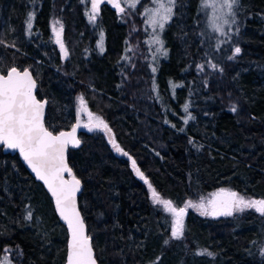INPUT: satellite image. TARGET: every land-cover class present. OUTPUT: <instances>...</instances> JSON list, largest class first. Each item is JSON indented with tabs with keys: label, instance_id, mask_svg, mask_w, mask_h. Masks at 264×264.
I'll return each instance as SVG.
<instances>
[{
	"label": "trees",
	"instance_id": "obj_1",
	"mask_svg": "<svg viewBox=\"0 0 264 264\" xmlns=\"http://www.w3.org/2000/svg\"><path fill=\"white\" fill-rule=\"evenodd\" d=\"M119 1L123 12L100 4L90 22L89 0H15L11 42L2 31L8 0H0V70L32 71L36 95L47 101L46 127H71L80 95L123 150L100 129H80L79 145L67 150L98 264H264V215L187 208L183 237L172 239L170 214L132 167L135 160L176 206L218 187L264 200V0H239L236 22L220 42L201 0H175L158 31L145 14L152 0L134 8ZM53 16L63 25L66 57L53 41ZM205 249L213 255L196 254ZM65 253L66 230L43 186L0 146V257L63 264Z\"/></svg>",
	"mask_w": 264,
	"mask_h": 264
},
{
	"label": "snow or ice",
	"instance_id": "obj_2",
	"mask_svg": "<svg viewBox=\"0 0 264 264\" xmlns=\"http://www.w3.org/2000/svg\"><path fill=\"white\" fill-rule=\"evenodd\" d=\"M101 2L102 0H91L90 22L95 21ZM109 2L113 3V6L119 12L124 11V8L116 0H109ZM125 3L129 7L134 8L138 0H125ZM152 3L154 7L146 10L148 23L154 29L159 27L160 30H163L165 23L171 20L175 0H152ZM238 4L239 0H201L202 8H210L212 10L211 27L221 35H227L224 28L225 25L230 28L232 24H235L236 13L234 8ZM32 20L33 15L29 14L27 20L29 31L32 29ZM56 24H59V21ZM56 24L53 25L52 30L56 33V42L60 45L61 52L66 57L68 55L67 50L59 38L60 33L63 31V25L60 24L59 29H57ZM155 42L161 45L156 51L161 52L163 47L162 41L156 37ZM100 49L103 51L102 43L100 44ZM240 52L241 49L239 47L234 49V54H239ZM163 54L166 55V52ZM232 58L234 57H229V59ZM200 67L202 69L203 65ZM211 67L215 69L217 65L212 64ZM155 70L153 68V72ZM35 87L36 82L28 69L20 71L17 67H11L7 70L6 75H0V144L9 149H18L37 178L48 186L55 197L56 208L61 218L68 224L71 233L67 264H97L90 243V237L85 235L84 222L81 219L79 211L76 209V192L79 191L80 180L75 176H72L71 181L64 179L65 172L72 175L71 169L65 163V149L69 143L73 145H79L80 143L75 137L76 127H73L71 133L60 132L58 135H53L44 125V103L37 100L33 94ZM79 101L81 106L79 111H86L85 101L82 96L79 97ZM184 110L187 112V105H185ZM231 110L236 111L235 107ZM88 117L89 123L85 124L84 127L88 128L89 131L100 129L111 132V129L101 117L94 116L90 111L88 112ZM192 118L189 115L188 119ZM185 123H187V120ZM77 126H79V121H77ZM111 142L118 152L123 151L114 140ZM124 155H127V153H124ZM132 167L136 171V174L148 184L153 202L162 205L164 210L172 214L171 238L181 239L184 234L183 217L186 209H177L172 206L171 201L161 199L157 191L145 179L144 174L137 168L135 160L132 161ZM216 197V199L208 202L211 205V211L203 203L196 205L189 202L186 207L197 208L201 211L202 215L231 216L233 210L243 211L244 209H255L264 215V200L245 199L236 192H225L224 189H221L220 193L216 194ZM220 197H224V199H219ZM26 218L31 219L30 210ZM167 243L168 241L166 240L165 244ZM5 251L10 250L5 249ZM196 254L213 255V253L208 252L206 249ZM3 264H10L7 257H5Z\"/></svg>",
	"mask_w": 264,
	"mask_h": 264
},
{
	"label": "rangeland",
	"instance_id": "obj_3",
	"mask_svg": "<svg viewBox=\"0 0 264 264\" xmlns=\"http://www.w3.org/2000/svg\"><path fill=\"white\" fill-rule=\"evenodd\" d=\"M125 1V0H124ZM127 4V3H125ZM154 5L153 3L151 5H149L148 7H146L145 9V14H146V18L148 20V14L146 12L147 9H151L153 8ZM205 11H206V23H207V26L209 27V30L213 31L216 35H218V42H220L223 38L222 36L224 35H221L219 32H215L213 30V28L211 27V24H210V19H211V16H212V10L210 8H204ZM15 10H16V5H15V0H8L7 2V12H6V15H5V20L3 21V26H2V31H5V34H6V37L7 39H10L11 42H14L15 41V38L17 37L18 35V28L16 26L17 24V21L15 20L13 14L15 13ZM144 11V10H143ZM91 13V10L89 11ZM89 13V14H90ZM97 16V14H96ZM231 19V18H229ZM59 21V24H56V22ZM51 31H52V35H53V41L55 42V44L57 45V47L60 48V45L56 42L57 41V35L56 33L53 32V25L56 24V27L57 29H59V26H60V20L58 19V17L56 16H53L51 18ZM150 26H152L150 23H149ZM233 25V24H232ZM232 25L231 27L229 28L227 25L224 26L225 28V32L227 33V30H231L232 28ZM153 28V27H152ZM155 31H158L159 30V27H156L154 29ZM228 35V33H227ZM60 40L63 42L64 44V47H65V40L63 39V31L62 33H60ZM99 44H101L100 40H98ZM61 49V48H60ZM66 49V48H65ZM263 84H264V79H263ZM79 97H81L80 95L77 96L76 98V120L74 121L73 125L77 124V121H79V124H81L82 128L81 129H84V130H88V128L84 127L85 124H88L89 123V117H88V112L90 111L91 113H93L94 116H98V117H101L98 113H96L95 111L93 110H90L87 105L85 104V107H86V111H79L80 109V101H79ZM102 118V117H101ZM72 125V126H73ZM104 131V130H103ZM104 133H106V136L107 138L109 139V141L111 142L112 140H114L113 138V134L111 132H107V131H104ZM111 144L113 145V143L111 142ZM221 189H224L225 192H234L232 189H229L227 187H218L212 191H210L209 193L201 196V197H195V198H192L191 200H188L187 202H185V205L183 206H176L175 204H173V202L168 199V198H165V197H161V199H164V200H169L172 202V206L179 209V208H185V214L187 212V208L189 209H193V210H196V211H200L198 210L197 208H194V207H186V205L191 202L192 204H196V205H199L201 203H203L206 207H208L209 211H211V205H209V201L210 200H213V199H216V194L217 193H220ZM241 196V195H239ZM245 199H251V200H261L259 198H252V197H247V196H243ZM219 199H224V197H220ZM162 206V205H161ZM163 208V206H162ZM255 210V209H254ZM166 211V210H165ZM256 211V210H255ZM168 212V211H167ZM201 212V211H200ZM235 212H240L238 210H233V213ZM171 216V221L173 219V216L170 212H168ZM184 214V217L183 219L185 220V215ZM35 221L36 223L38 224V219L37 217L35 218ZM170 233H171V224H170ZM5 257H7V260L9 261L8 259V256L4 255V256H1L0 257V264H3L4 260H5Z\"/></svg>",
	"mask_w": 264,
	"mask_h": 264
},
{
	"label": "water",
	"instance_id": "obj_4",
	"mask_svg": "<svg viewBox=\"0 0 264 264\" xmlns=\"http://www.w3.org/2000/svg\"><path fill=\"white\" fill-rule=\"evenodd\" d=\"M116 2L119 3L120 6L122 7V5H121V3L119 2V0H116ZM89 3H90V7H91V0H89ZM100 4H106L107 6H109V7H110L111 9H113L114 11L119 12V11L117 10V8L113 6V3L109 2V0H102V2H101ZM99 6H100V5H99ZM12 67H17V66H12ZM10 68H11V67H9L8 69H10ZM17 68H18V70H20V71H23L24 69H28V70L30 71V73H31V75H32V77H33V79L35 80L32 71H31L28 67H23V68H19V67H17ZM8 69H7V70H8ZM7 70L4 71V72H2V71L0 70V75H6ZM35 82H36V80H35ZM35 91H36V87H35V89L33 90V94L36 96L37 100H39V101H41V102L44 103V115H43V120H44V116H45V108H46V103H47V101H46L45 98H38L37 95H36V92H35ZM44 125H45V123H44ZM45 127H46V125H45ZM73 127H76L75 137H76V139H78V140L80 141V138H79V130L82 128L81 124H79V126H77V124H75V125H73V126H71V127L64 128V129L58 130V131H56V132L51 131V130L48 129L47 127H46V128H47L49 131H51V132L53 133V135H58L60 132L71 133ZM0 146H1V149H2V151H3L4 153H11V154H14V153H15V154H17V156H18L19 160L21 161V163L25 166V168H26V169L28 170V172L33 176V178L41 183V185L43 186V188H44V190L46 191L47 195L49 196V198H50V200H51V203H52L53 210H54L55 214L57 215L58 220L64 225L65 230H66V253H65V259H64L63 264H67L68 245H69V242H70V240H71V233H70V230H69V228H68V224L66 223V221H65L64 219L61 218V216H60V214H59V212H58V210H57V208H56V199H55V197L52 195V193H51V191L49 190L48 186H47L42 180H40V179L37 178L36 174L32 171V168H31V167L27 164V162L23 159V157L21 156V154H20V152H19L18 149H9V148H7L6 146H4V145H2V144H0ZM73 146H77V145H73L72 143H69V144L67 145V147H66V149H65V153H64L65 163L67 164L68 168H70V169H71V167L69 166L68 159H67V150H68L69 147H73ZM71 173H72V175H69L67 172H65V173H64V179H65V180H69V181H71L72 176H75V177L79 180V178H78L75 174H73L72 169H71ZM81 187H82V185H81V181H80L79 191L76 192V209H77V211H79L80 216H81V219H82L83 222H84L85 235L89 236L88 233H87V229H86L85 221H84V219H83V217H82V214H81V212H80V210H79L78 201H77L78 194H79L80 191H81ZM89 237H90V236H89ZM90 243H91V246H92V240H91V237H90ZM92 248H93V246H92ZM93 252H94V256H95L94 248H93ZM95 259H96V257H95ZM96 261H97V259H96ZM97 264H98V262H97Z\"/></svg>",
	"mask_w": 264,
	"mask_h": 264
},
{
	"label": "flooded vegetation",
	"instance_id": "obj_5",
	"mask_svg": "<svg viewBox=\"0 0 264 264\" xmlns=\"http://www.w3.org/2000/svg\"><path fill=\"white\" fill-rule=\"evenodd\" d=\"M120 2V1H119Z\"/></svg>",
	"mask_w": 264,
	"mask_h": 264
}]
</instances>
